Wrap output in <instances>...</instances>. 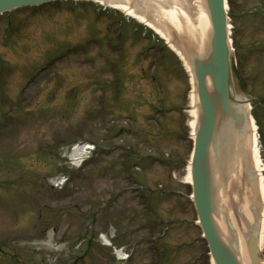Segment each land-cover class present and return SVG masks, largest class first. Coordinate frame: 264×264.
<instances>
[{"label":"rangeland","instance_id":"374dc122","mask_svg":"<svg viewBox=\"0 0 264 264\" xmlns=\"http://www.w3.org/2000/svg\"><path fill=\"white\" fill-rule=\"evenodd\" d=\"M258 1L229 0L236 68L253 96L264 95V6L257 9ZM79 13L49 5L19 9L10 14L9 29L5 15L0 16V264H117L114 249L119 247L124 252L134 248L127 264H154L165 248L166 264H190L193 259L208 264L207 245L187 199L190 189L182 183L186 171L176 169L162 181L170 196H157L159 215H152L151 208L144 210L128 193V182L115 166L117 153L109 152L113 143L122 142L104 131L113 120L126 123L143 135L140 154L187 158L190 140L175 141L171 128L158 133L152 119L160 103L187 106L188 76L172 54L165 64L156 62L162 58L154 50L147 59L139 57L155 40L137 23L126 21V53L121 56L108 46V35L99 27L105 21L93 29L89 14ZM5 30L8 41L3 40ZM99 38L100 44L94 40ZM69 46L73 52L23 88L33 71ZM112 63L121 71L117 83L111 77ZM160 71L169 91L163 102L151 78ZM256 114L264 159V110L257 108ZM160 120L189 134V117L179 109ZM78 140L93 142L96 151L81 171H70L62 152ZM157 166L163 175L172 168ZM61 175L69 180L58 189L54 185ZM158 187L154 184L152 196ZM172 191L185 193L184 198ZM157 216L173 223L160 245L151 249L147 223ZM101 233L114 234L112 247L100 243Z\"/></svg>","mask_w":264,"mask_h":264},{"label":"water","instance_id":"95a60500","mask_svg":"<svg viewBox=\"0 0 264 264\" xmlns=\"http://www.w3.org/2000/svg\"><path fill=\"white\" fill-rule=\"evenodd\" d=\"M44 1L47 0H0V11ZM204 2L211 25L207 48L198 56L192 42L187 41L184 45L195 71L200 110L193 168L196 174L195 200L215 264H238L234 255L236 243H230L231 249L224 246L212 218L214 213L217 214V188L213 186L211 179L210 151L213 154L218 152L217 146H221L225 140L223 132L226 130H230L228 141L244 143L247 122L241 108L243 102L235 94L232 81L224 0ZM248 249L252 263L259 264L254 233L248 238Z\"/></svg>","mask_w":264,"mask_h":264},{"label":"bare ground","instance_id":"6f19581e","mask_svg":"<svg viewBox=\"0 0 264 264\" xmlns=\"http://www.w3.org/2000/svg\"><path fill=\"white\" fill-rule=\"evenodd\" d=\"M100 1L104 4H109L114 9L124 12L127 16L153 30L161 39L164 40L167 47L180 59L187 74L189 76L192 74L191 67L188 65L185 59V57H187L190 60L191 56L185 53L184 57L182 53L174 48V44L171 42V38L168 34L169 29L165 28V24L172 25L176 33H180L185 38L191 39L196 48V53L198 56H201L207 48L211 30L204 0H185L184 3L179 2V0ZM152 7H154L156 12L160 11L158 12L157 16L158 22L146 16V11L144 8L151 13L153 12L151 9ZM146 19L151 22L156 21L157 27L160 30L153 25L151 26ZM195 102L196 100L194 99L193 95L191 96V103L195 104ZM196 112L197 110L195 108L191 110L190 113L191 129H193L195 126ZM251 141L253 142L252 153L254 171L259 184L257 188L252 185L251 180L247 179L250 169L247 167L245 168L243 162L238 161L237 166H235V172L231 171L233 168L235 169V164L228 163V160L234 159V153L232 155L229 154L227 160L224 158L220 160L218 159L217 164L214 162V157L216 155H210V163L212 161V170L216 175L215 183L218 185L226 184V186H221L220 188V192L225 198L224 200L221 199L217 202L218 212L215 218V223L217 224L220 231L221 239L225 244H230L231 241H235L237 243L236 258L239 264H251L247 250L248 236L253 232L256 225L260 224V244L264 242V178L261 174L263 168L258 158V150L254 137H252ZM230 146V141H227V143L224 144L225 150L227 152ZM185 180L186 183H191L189 167L187 168V176ZM259 194L262 199L263 209L258 220V214L254 209L253 202L256 201V196ZM228 223L231 227L228 226ZM103 239L105 240V238Z\"/></svg>","mask_w":264,"mask_h":264}]
</instances>
